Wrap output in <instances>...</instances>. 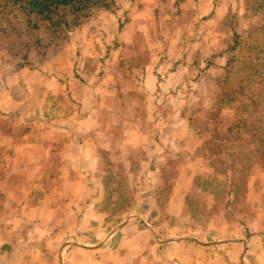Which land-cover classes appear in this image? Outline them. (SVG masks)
<instances>
[{
  "label": "rangeland",
  "instance_id": "374dc122",
  "mask_svg": "<svg viewBox=\"0 0 264 264\" xmlns=\"http://www.w3.org/2000/svg\"><path fill=\"white\" fill-rule=\"evenodd\" d=\"M114 1L113 10L95 9L66 38L52 40L43 34L38 42L33 31H22V22L14 26L19 19L4 11L0 1V102L7 109H0V141L22 144L26 155L42 153L43 143L56 142L54 151L62 152L78 138L95 141L88 123L76 124V83L91 85L99 93L107 84L122 87L121 77H138L136 87L144 90V99L130 95L124 104L119 95L115 107L114 100H107L112 108L101 112L111 129L113 123L118 125L113 114L129 119V108L137 103L136 118L145 121V133H129L132 140L111 130L98 139L111 144L99 162L103 205L118 208L122 200L147 187L139 178L145 165L135 158L142 151L147 155L159 140L155 129L148 130L155 123L149 109L159 105L160 120L178 125L184 107L190 117L208 120L193 147L203 153L200 174L193 181L201 188H218L219 205L224 193L226 220L241 213L251 216L256 230L264 229V0H186L180 10L175 0ZM126 86L132 84L126 81ZM50 125H55L53 132L46 129ZM178 135L182 149L194 145L183 132ZM126 141L139 148L125 147ZM28 143L37 147L25 148ZM14 151L0 147V179ZM67 152L73 154L74 147ZM128 173L133 178L125 179ZM174 175L164 173L165 184L174 182ZM0 187L8 190V183L0 180ZM9 214L0 203L1 219Z\"/></svg>",
  "mask_w": 264,
  "mask_h": 264
},
{
  "label": "crops",
  "instance_id": "0c3cea01",
  "mask_svg": "<svg viewBox=\"0 0 264 264\" xmlns=\"http://www.w3.org/2000/svg\"><path fill=\"white\" fill-rule=\"evenodd\" d=\"M121 79L122 87L107 84L99 93L91 85L76 83V124L88 123V134L95 141L78 138L66 151L61 147L62 152L54 151L56 142L43 143L42 153L30 155L22 154L26 153L22 144L17 147L15 142L0 141V147L15 149L0 179L8 183V190L0 187V203L10 209L5 220L0 216V264H264V229L256 230L251 216L241 217V213L226 220L224 193H220L219 205L218 188H201L193 181L200 174L203 153L193 149L199 135L192 131L184 107L178 112V125L175 120L162 122L160 107L152 99L154 107L148 116L155 123L148 130L155 129L159 140L151 144L147 157L142 151L135 158L145 165L139 178L147 187L143 192L138 189L130 200H122L118 208L103 205L105 193L97 182L103 178L98 174L102 172L99 162L111 144L108 139L103 143L98 139L110 130L130 140L129 133H145V121L136 118L137 103L129 108V119H122L128 116L120 112L113 114L118 125L113 123L111 129L108 119L101 117L103 109L112 108L107 100H114L115 107L119 95L124 104L130 95L133 100L147 96L136 87L138 77ZM126 81L132 86H126ZM109 95L114 97L107 98ZM143 108L140 117L145 116ZM0 109L7 110L3 102ZM54 126H47V131L53 132ZM72 128L76 130V125ZM179 132L194 145L182 149ZM72 147L74 153L70 154L67 151ZM125 147L139 148L131 141ZM173 172L174 182L165 184L164 173L170 178ZM124 178L133 176L128 173ZM254 212H258L256 208Z\"/></svg>",
  "mask_w": 264,
  "mask_h": 264
},
{
  "label": "trees",
  "instance_id": "16d2710c",
  "mask_svg": "<svg viewBox=\"0 0 264 264\" xmlns=\"http://www.w3.org/2000/svg\"><path fill=\"white\" fill-rule=\"evenodd\" d=\"M4 11L12 13L25 25L23 32H34L35 40L45 34L52 40L64 39L69 33L85 22L95 9L113 10L114 0H0ZM186 0H175L176 10H180ZM117 7V6H116ZM13 28V27H12ZM11 30V28H10ZM29 31L28 34L31 32ZM27 43V42H26ZM189 117V125L194 134L200 135L207 129L208 120Z\"/></svg>",
  "mask_w": 264,
  "mask_h": 264
}]
</instances>
